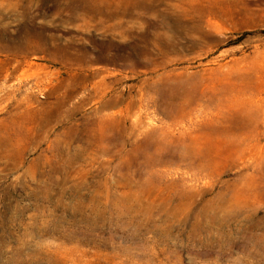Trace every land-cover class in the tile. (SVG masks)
<instances>
[{
	"label": "rangeland",
	"instance_id": "obj_1",
	"mask_svg": "<svg viewBox=\"0 0 264 264\" xmlns=\"http://www.w3.org/2000/svg\"><path fill=\"white\" fill-rule=\"evenodd\" d=\"M253 95L264 0H0V264H264Z\"/></svg>",
	"mask_w": 264,
	"mask_h": 264
},
{
	"label": "bare ground",
	"instance_id": "obj_2",
	"mask_svg": "<svg viewBox=\"0 0 264 264\" xmlns=\"http://www.w3.org/2000/svg\"><path fill=\"white\" fill-rule=\"evenodd\" d=\"M138 28V27H137ZM158 29V28H157ZM106 93V92H105ZM245 105H247V106H249V107H251L252 108V110L254 111V113L258 116V118H260V119H264V99H260V98H258V96H256V95H253L251 98H250V100H249V102H247ZM221 106H216V108L218 109V110H221V108H220ZM185 111H190V109L189 110H187V109H185ZM126 116V115H125ZM177 118V117H176ZM175 122H177V119H175ZM178 123V122H177ZM168 131H171L169 128H168ZM150 139L151 138H148L147 140H146V144H147V146L149 145V143H150ZM123 142V141H122ZM192 150V148L191 147H189V146H187V147H185V151L187 152V151H191Z\"/></svg>",
	"mask_w": 264,
	"mask_h": 264
}]
</instances>
